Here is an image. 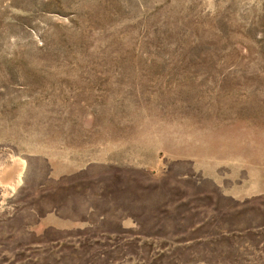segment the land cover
Returning <instances> with one entry per match:
<instances>
[{"label": "rangeland", "instance_id": "obj_1", "mask_svg": "<svg viewBox=\"0 0 264 264\" xmlns=\"http://www.w3.org/2000/svg\"><path fill=\"white\" fill-rule=\"evenodd\" d=\"M0 264H264V0H0Z\"/></svg>", "mask_w": 264, "mask_h": 264}, {"label": "bare ground", "instance_id": "obj_2", "mask_svg": "<svg viewBox=\"0 0 264 264\" xmlns=\"http://www.w3.org/2000/svg\"><path fill=\"white\" fill-rule=\"evenodd\" d=\"M19 174H20V172H19ZM19 179H20V177H19ZM18 181V180H17Z\"/></svg>", "mask_w": 264, "mask_h": 264}]
</instances>
